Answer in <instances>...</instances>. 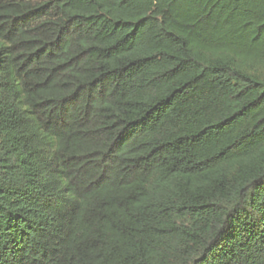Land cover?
I'll return each mask as SVG.
<instances>
[{"label": "trees", "instance_id": "1", "mask_svg": "<svg viewBox=\"0 0 264 264\" xmlns=\"http://www.w3.org/2000/svg\"><path fill=\"white\" fill-rule=\"evenodd\" d=\"M0 264H264V0H0Z\"/></svg>", "mask_w": 264, "mask_h": 264}]
</instances>
